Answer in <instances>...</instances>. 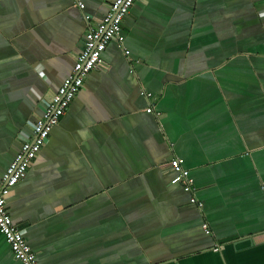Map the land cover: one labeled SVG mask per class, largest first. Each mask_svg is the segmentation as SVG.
Instances as JSON below:
<instances>
[{"label":"crops","instance_id":"0c3cea01","mask_svg":"<svg viewBox=\"0 0 264 264\" xmlns=\"http://www.w3.org/2000/svg\"><path fill=\"white\" fill-rule=\"evenodd\" d=\"M79 1L0 0V181L114 0ZM99 64L7 198L39 264H264V0H136Z\"/></svg>","mask_w":264,"mask_h":264},{"label":"built area","instance_id":"2783aa9c","mask_svg":"<svg viewBox=\"0 0 264 264\" xmlns=\"http://www.w3.org/2000/svg\"><path fill=\"white\" fill-rule=\"evenodd\" d=\"M78 9L83 10L81 1L75 0ZM136 0H114L109 5L107 15L84 36L83 49L75 58L71 74L56 87L51 95V101L43 108V116L37 117L31 127L30 138L22 143L20 151L15 156L0 181V233L10 246L13 257L20 264H39L36 255L27 244L23 231L18 228L9 216L6 208L7 198L12 189L22 181L31 167L32 162L46 144L50 132L65 115L72 100L83 87L88 74L100 62V56L108 44L116 40L121 31L122 21L129 13ZM83 19L88 17L83 15ZM128 54V52H125ZM152 110L147 109L150 113ZM169 167L173 174V182L181 186L185 193L190 194V202L202 207L194 197V181L190 172L184 166L182 159L174 158ZM207 234V225L203 224ZM218 249H215L217 251Z\"/></svg>","mask_w":264,"mask_h":264},{"label":"water","instance_id":"95a60500","mask_svg":"<svg viewBox=\"0 0 264 264\" xmlns=\"http://www.w3.org/2000/svg\"><path fill=\"white\" fill-rule=\"evenodd\" d=\"M100 66H101V64H98V65H97V67H100Z\"/></svg>","mask_w":264,"mask_h":264}]
</instances>
